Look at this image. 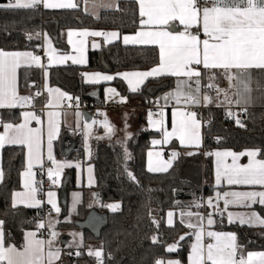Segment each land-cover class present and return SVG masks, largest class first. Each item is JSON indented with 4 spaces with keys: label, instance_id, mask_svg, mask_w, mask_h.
I'll return each instance as SVG.
<instances>
[{
    "label": "trees",
    "instance_id": "trees-1",
    "mask_svg": "<svg viewBox=\"0 0 264 264\" xmlns=\"http://www.w3.org/2000/svg\"><path fill=\"white\" fill-rule=\"evenodd\" d=\"M11 0H0V50L37 51L48 36L54 46L63 52L69 49L61 37L69 29L117 30L123 34L136 33L140 27L139 8L136 2L123 1L117 11L103 12L95 20L83 13L82 7L71 9H49L41 6L31 8L2 7ZM31 37V38H29ZM102 59L110 66L112 73L119 71H148L159 65V50L156 47H125L120 43L105 46L100 51L90 52L89 65L86 68L66 66L53 67L50 70V84L61 88L76 100L81 107L89 104L92 108L104 105L102 89L86 85L82 80L85 69L103 70ZM43 72L39 69L25 68L20 71V91L29 93L32 84L40 83ZM114 86L130 101L138 102L143 108L150 106L153 100H161L173 86L172 78L149 80L142 90L132 94L121 81ZM99 89V97L91 94ZM242 118L229 116L223 108L209 107L204 111L203 147L200 150L186 152L172 143L170 149L177 148L178 156L172 168L163 174H152L147 170V151L151 140L161 134L141 129L122 145L113 141L96 139L92 144L91 161L95 166L97 185L94 189L99 206L90 209L82 204L70 222L60 223L58 229H82L81 246L71 258V264H98V258L89 255V251L102 250L103 264H157L158 261L178 259L186 263L190 253V238L180 239L185 228L177 223L167 227V211L189 207L199 201L194 209H202L206 196L214 191L213 163L211 155L215 149H231L241 152L258 149L264 159V106L249 107L241 112ZM3 120L18 122L19 111L4 110ZM239 121V123H237ZM217 139V141H213ZM70 140L64 133L57 143L58 159H83L84 149L81 138L73 141L66 150L64 145ZM25 169V151L19 147H6L2 150L3 180L0 184V221H3L4 241L7 245L22 248L25 232L35 230L47 215L45 209L13 207V193L22 189L21 174ZM132 173V179L128 173ZM67 189L75 186L74 173L70 174ZM38 191L41 198L51 188L44 175L38 176ZM119 204L117 211H111L108 205ZM255 210L264 218V207L255 206ZM98 217L100 226L89 224L82 226L89 217ZM216 229L219 232H234L239 250L264 252V228L230 225L221 211L215 213ZM155 237V240L153 239ZM171 245L178 247L176 252L168 251Z\"/></svg>",
    "mask_w": 264,
    "mask_h": 264
},
{
    "label": "crops",
    "instance_id": "crops-1",
    "mask_svg": "<svg viewBox=\"0 0 264 264\" xmlns=\"http://www.w3.org/2000/svg\"><path fill=\"white\" fill-rule=\"evenodd\" d=\"M123 1H132L136 2L139 8L138 0H47L50 4H67L73 3L76 7H46L49 9H71L77 8L78 6L82 7L83 13L95 20L100 19L103 12L107 11H117L119 9V4ZM12 3H15L16 0H11ZM29 0H21V3H28ZM200 7L211 6V5H204L205 0H198ZM203 4V5H201ZM38 6H44V0H41ZM36 5V6H37ZM140 16V15H139ZM141 18V17H140ZM142 19V18H141ZM169 30L174 31H184V26L180 25L178 21L171 22L168 26ZM155 26H147L141 25L137 32L139 31H149L154 30ZM200 29L197 27H193L190 29ZM69 32L72 33L71 37H69ZM83 32H102V33H117V37H106V36H93V35H82ZM136 32V33H137ZM136 33L133 34H123L117 30H101V29H69L64 30L61 33V37L63 41L66 43L69 51L63 52L57 49L52 40L45 36V41L43 46L35 51H5V52H30L34 56L40 57V64L37 65L30 60L27 63L22 62L21 67L17 69V87H18V95L19 96H31L33 99L25 103L24 105H18L17 107L13 108H0V121L4 123H12L14 125L20 124L24 121V112H33L35 115L40 118L41 123L37 124L35 120H31L29 126L32 128H40L42 133V160L41 163H33L32 173L33 176L31 178L26 177L24 173L28 170L27 169V149L21 145H10L5 144L3 148H0V169H2V150L6 147H19L23 148L25 151V169L21 174V186L22 189L17 190L13 193L12 203L15 199V203L17 207H24L28 209H45L50 208L52 213H47V215L43 218L41 223H43L44 228L50 229L55 233V236L52 235L43 238L39 237L36 229L35 230H27L26 234L29 232L35 233V239L43 240L45 242L51 240V246L45 243L44 245V264H48L47 260V252L49 250L55 252L59 250L60 256L58 259L53 260V264H71V259L69 256L68 251H71L70 254H75L76 251L82 244L83 239V231L82 229H58V225L60 223H67L72 220V218L77 214L79 207L82 204L87 205L90 209H95L99 206L98 196L95 194L94 189L97 185L96 175H95V166L91 161L92 158V144L93 141L96 139L105 140V141H113L122 145H126L127 142L136 134V132L140 131L141 129H146L152 132L160 133L159 137L153 138L151 140L150 149L147 151V170L149 169V164L151 163L153 168L158 166H163L168 161H171V166L167 168V171H149L152 174H163L167 173L173 165L174 159L172 158V153H178L179 150L177 148L170 149L172 143H177L179 148L185 150L186 152H193L196 150H200L203 147V123L200 120L199 116L195 113V120L199 125L198 128V135H199V144H185L181 145L179 140L175 137L170 138L168 143H163L164 139V131H171L172 129V120H173V112L179 110L184 111L186 113H193L192 110L197 108L201 105L205 106L206 108L209 107H218L223 108L229 116H236L239 112H243L249 107H256V106H264V70L261 69H250V82L249 86L251 91H245L244 85L237 83V81H229L223 74L222 70H207L203 69L202 66H193L198 68L202 75L200 77V92L199 94L194 93L195 85H192L191 88L180 87L178 89V84L181 80H185V77H176L171 75H153L143 79L141 83L137 85V91L132 92L129 87L128 80L124 79L122 74L123 73H137V72H148V71H119L117 73H112L110 71L109 64L102 59L103 70L101 71H91L85 69L82 73V80L83 83L90 86L100 87L104 86L102 89V98L104 104H111L114 105L111 111L105 112L103 114V118L101 121L96 122L93 119V114L91 112L85 111L81 108L80 105L77 104L76 100H74L71 96L66 94L61 88L52 86L50 84V70L53 67L56 68H63L66 66H76L79 68H86L89 65V57L90 52L100 51L105 46L114 45L117 43L122 44L125 47H156L159 50V46L155 44H144V43H133L129 42L127 44L124 43L123 37L124 36H135ZM206 37L200 32V39L203 40ZM3 51V50H0ZM81 60L83 59V63L76 62L74 63L73 60ZM106 65H104V63ZM158 66V65H157ZM156 67V66H155ZM25 68H32V69H39L43 72L42 80L40 83L32 84V91L27 93H22L20 91V71ZM154 68V67H153ZM99 73L102 76L108 75L113 76L114 79L110 81L100 80L99 82H90V77L92 74ZM215 73V79L212 80L210 77ZM172 78L174 80V86L169 93H166L161 100H159L165 106L170 105L171 99L176 98L177 91H181L184 95H181L179 98V103H177L176 98V105L170 111H168L165 116L163 117L164 125L160 127L159 125L153 126L149 123V112L153 113L152 119L159 120L161 118L157 117L155 111L143 108L138 102L130 101L127 97L123 96L119 90L114 86L115 81L123 82L128 91L132 94L138 93L142 90L144 85L151 79H159V78ZM129 79L135 82L138 78L136 77H129ZM195 79V78H193ZM213 84L215 87H208V85ZM50 89H59V92L49 91ZM108 89H115V93L109 92ZM220 90V91H217ZM41 93L40 95H36V93ZM60 93H65L66 96L60 97ZM171 94V95H170ZM197 95L198 103H193L190 99H188V95ZM94 97H99V89L96 92L91 94ZM207 95L210 97V102L205 101L203 97ZM70 100H74L76 102V107H72L70 105ZM239 100V103L237 101ZM4 110H11V111H19L20 112V120L16 123L8 122L2 119L1 112ZM49 112L57 113L58 115L53 117L54 121L58 124V131L54 134L51 144V155L52 160L48 159V121H49ZM87 114V115H86ZM88 114L91 115L88 116ZM107 123L111 126V132H108L104 127V124ZM4 129L1 125L0 133H3ZM64 133H69L70 140L66 141L67 143L64 145L66 150L70 151L69 149L73 146V141H76L79 137L83 143L84 149V158L83 159H58L56 154L57 143L61 140ZM161 141L160 144H154L153 141ZM249 151H256L258 155L254 158L256 160H264L260 157V151L258 149H247L241 152H235L231 149H215L212 151V163H213V186L214 191L211 195L206 196L202 203V209H194L192 206H198V202L191 204L189 207L185 208H177L167 211L165 216V224L167 227H173L177 223L181 224L185 228V233L182 237L190 238V253L188 255L186 263L179 261L178 259L172 258L166 261H162L163 264H168L169 261H178L179 264H189V256L191 254V245L196 242L195 240V232H198L200 229L199 227H188V224L196 225L197 224V217L196 213H199L203 220V227H204V243L206 242L207 232L208 231H215L219 232L216 229V217L215 214L213 215L214 223L209 226L207 224L208 214L210 212L216 213L217 211H221L225 214L227 223L230 225H239V226H248L252 228H264V226H260L258 223L254 224L253 226H249L247 223L241 224L240 217L245 219L252 212H256L255 206L260 205L257 203H252L250 206H245L246 202H238L229 204L228 207L225 209L224 205V197L223 193L225 192H245V191H264V186L259 185H229L227 183V178L221 175V181L217 184L216 181V174L217 168L219 166L221 172L223 173V169L225 166H232L233 158L232 156H223L217 158L215 153L216 152H230L237 154L238 159H236V165H247L249 163L250 157L247 155H241L242 153H247ZM149 153H152L151 157H149ZM157 153H160L158 156ZM55 161V163L53 162ZM58 164L63 165H71V166H64L62 168L57 167ZM78 165V167H77ZM44 170V178L49 182L51 188L45 193L44 197L41 198L38 191V182H39V174L40 170ZM49 169L52 170L53 176L50 178L48 175ZM91 169V171H89ZM71 172L74 173V182L75 186L72 189H67L68 185L70 184V174ZM31 179L32 186L36 188L35 197L37 200L41 201L39 206H28L31 201L25 200L23 197H15V193H25L28 189L25 188V183ZM3 180V178H2ZM0 180V184L2 182ZM55 181V182H53ZM51 192L54 195L51 199L55 202L56 206L60 209L57 213L55 209L52 208V205L48 203L49 196L48 193ZM220 194L219 198L217 194ZM228 199H232L229 197ZM259 199V198H257ZM212 200V207L208 206V201ZM115 205V204H111ZM264 207V206H263ZM111 211L112 208L108 207ZM173 213L171 217V224L169 223V216L168 213ZM191 212L193 215L189 216L188 213ZM228 213H232V222H229ZM259 214V213H258ZM259 216L263 218L260 214ZM40 223V224H41ZM2 231L4 234L3 224ZM224 233H234L231 231L224 232ZM235 234V233H234ZM236 236V234H235ZM31 239V238H30ZM214 242V241H212ZM5 243V241H4ZM26 243V239H25ZM24 243V244H25ZM237 244V238H236ZM238 245V244H237ZM7 246H15V245H7L5 243V247ZM173 246V245H171ZM18 250H23L15 246ZM178 247L175 245V249L170 252H176ZM259 253V252H257ZM244 255L247 257V254H244L237 249V258L240 255Z\"/></svg>",
    "mask_w": 264,
    "mask_h": 264
},
{
    "label": "snow or ice",
    "instance_id": "snow-or-ice-1",
    "mask_svg": "<svg viewBox=\"0 0 264 264\" xmlns=\"http://www.w3.org/2000/svg\"><path fill=\"white\" fill-rule=\"evenodd\" d=\"M41 0H29L28 3H21V0H16L15 3L9 2L2 7L7 8H31L39 4ZM205 3H210L211 6L200 7L198 0H138L139 15L141 25L155 26L154 30L139 31L135 36H124V43L130 41L133 43L155 44L159 46V65L152 68L148 72L137 73H123L124 79L128 80L130 90L137 91V85L143 81L144 78L153 75H171L176 77H185L187 79L181 80L178 84L180 87L191 88L194 84V93L200 92V77L201 71L193 67L202 66L207 70H222L224 76L229 81H237L244 85L245 91H251L250 69L264 70V0H205ZM45 7H76L73 3L67 4H50L44 0ZM178 21L180 25L184 26V31L169 30L171 22ZM197 27L200 32L206 37L200 39V32L193 33L191 28ZM82 35L117 37V33H102V32H83ZM72 33L69 32V37ZM31 38V37H29ZM31 61L37 65L40 64V57L34 56L30 52H5L0 51V108H13L18 105H24L30 102L33 97L19 96L17 87V69L21 67L22 62L27 63ZM74 63H83V59ZM129 77L138 78L135 82ZM195 78V79H193ZM114 79L113 76L101 75L99 73L92 74L90 82H99L100 80L110 81ZM215 79V73L210 77ZM208 87H215L210 84ZM51 91L59 92V89H50ZM109 92L115 93V89H108ZM220 91V90H217ZM41 93L37 92L36 95ZM171 95V94H170ZM184 95L183 92L177 91L176 98L179 103V98ZM66 96L65 93H60V97ZM188 99L193 103H198L197 95L189 94ZM205 101L210 102V97L205 95ZM239 103V100L237 101ZM57 113L49 112L48 121V159L52 160L51 144L54 134L58 131V124L53 117ZM24 121L20 124L14 125L12 123H4L0 121L4 131L0 133V148L4 145H21L27 149V171L24 173L26 177L33 176V163H41L42 160V133L40 128H32L29 126L31 120H35L37 124L41 123L33 112H24ZM153 113L149 112V123L153 126L159 125L163 127V113H160L161 119L153 120ZM239 123V121H237ZM104 127L108 132H111V126L107 123ZM199 125L195 120V113H186L184 111L173 112L172 129L171 131H164L163 143H168L170 138L175 137L179 140L181 145L199 144L198 135ZM154 144H160L161 141H153ZM152 153H149L151 157ZM159 156L160 153H157ZM178 153L173 152L174 159ZM208 155H212L209 153ZM217 158L223 156H232V166H225L223 173L219 166L217 168L216 181L217 184L221 181V175L227 178L229 185H259L264 186V160L254 159L258 152L249 151L241 155L250 157L247 165H236L235 161L238 159L237 154L230 152H216ZM55 163V161H53ZM63 165L58 164L57 167L62 168ZM171 166V161H168L163 166L153 168L149 164V171H167ZM78 167V165H77ZM91 171V169H89ZM51 178L53 172L48 171ZM128 175L132 176V173ZM3 178V171L0 169V180ZM55 182V181H53ZM25 188L28 189L25 193H15V197H23L27 201H31L28 206H39L41 201L35 197L36 188L32 186L31 179L25 183ZM54 194L49 192L48 203L58 213L60 209L51 199ZM220 194H217L219 198ZM225 209L229 204L246 202L245 206H250L252 203H259L264 206V191H245V192H225L223 193ZM231 197L232 199H228ZM259 198V199H257ZM212 200L208 201V206L212 207ZM16 206L15 199L13 207ZM108 207L116 210L119 205H108ZM214 212H210L207 218V224L211 226L214 223ZM223 213L221 212V215ZM189 216L193 213L189 212ZM197 217V224H188V227H199V231L195 232L196 242L191 245V254L189 256V264H264V252H249L247 257L240 255L237 258L238 245L236 244V236L234 233H224L208 231L207 237L210 241L204 243V227L203 220L199 213L195 214ZM169 223L171 224V217L173 213L169 212ZM232 213H228L229 222H232ZM240 223H247L253 226L258 223L264 226V218H261L258 213L252 212L247 219L240 217ZM3 221H0L2 226ZM38 227H44L43 223ZM55 236V233H52ZM35 233L29 232L26 234V243L23 250H18L15 246L5 247L4 234L2 227H0V264H44V245L47 243L49 248L51 240L45 242L43 240L35 239ZM31 238V239H30ZM155 240V237L153 238ZM180 239H184L181 237ZM175 245L170 246L168 251H173ZM89 255H94L101 258L102 250L92 251ZM76 255H80L79 252ZM60 256L59 250L55 252L49 250L47 252L48 264H53L54 259ZM102 264V261H101ZM157 264H163L158 261ZM168 264H179L178 261H169Z\"/></svg>",
    "mask_w": 264,
    "mask_h": 264
},
{
    "label": "built area",
    "instance_id": "built-area-1",
    "mask_svg": "<svg viewBox=\"0 0 264 264\" xmlns=\"http://www.w3.org/2000/svg\"><path fill=\"white\" fill-rule=\"evenodd\" d=\"M203 4L204 5H210V3H207V4L203 3ZM203 4H201V5H203ZM191 32L197 33V32H199V30L198 29H193V30H191ZM70 105L72 107H76V102L74 100H70ZM175 105H176V98H172L171 99V103L168 106H165L159 100H153L151 102L150 106H148L145 109H149V110L155 111L156 114H157V117L161 118L160 113H163V117H164L165 114L168 111H170L173 107H175ZM81 108L84 109L85 111L91 112L93 114V119L96 122H99V121L102 120L103 114L105 112L111 111L113 108H115V106L111 105V104H104L102 106H98L96 108H92L89 104H86V105L82 106ZM205 109H206V107L201 105V106H199L197 108H194L192 110L193 113H196L199 116V118L202 121L203 125H204L205 122H209L210 121L209 119H208V121L204 120V111H205ZM241 116H242V114H241V112H239L236 115V118L237 119H241L242 118ZM0 128H1V125H0ZM213 141L216 142L217 139H213ZM40 174L44 175V170L43 169L40 170ZM47 213H52V210L50 208H47ZM36 232H37L39 237H43V238H47V237L51 236L52 233H53L52 230L44 228V227H38L36 229ZM206 242H212V241H210V238H206ZM70 256H71V258H74V254H71ZM101 261H102V264H103V258L102 257L98 258V260H97L98 264H101Z\"/></svg>",
    "mask_w": 264,
    "mask_h": 264
},
{
    "label": "water",
    "instance_id": "water-1",
    "mask_svg": "<svg viewBox=\"0 0 264 264\" xmlns=\"http://www.w3.org/2000/svg\"><path fill=\"white\" fill-rule=\"evenodd\" d=\"M103 63H104V61H103ZM104 65H106V63H104ZM88 116L91 117L90 114H88ZM100 223H101V220L98 217L92 216V217H89L85 223H82V226H86L89 224H96V225L100 226Z\"/></svg>",
    "mask_w": 264,
    "mask_h": 264
},
{
    "label": "rangeland",
    "instance_id": "rangeland-1",
    "mask_svg": "<svg viewBox=\"0 0 264 264\" xmlns=\"http://www.w3.org/2000/svg\"><path fill=\"white\" fill-rule=\"evenodd\" d=\"M119 205V204H118Z\"/></svg>",
    "mask_w": 264,
    "mask_h": 264
}]
</instances>
